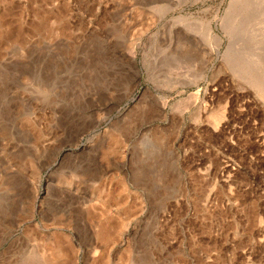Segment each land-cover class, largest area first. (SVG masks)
Returning a JSON list of instances; mask_svg holds the SVG:
<instances>
[{"label": "rangeland", "instance_id": "1", "mask_svg": "<svg viewBox=\"0 0 264 264\" xmlns=\"http://www.w3.org/2000/svg\"><path fill=\"white\" fill-rule=\"evenodd\" d=\"M256 1L0 0V264H264Z\"/></svg>", "mask_w": 264, "mask_h": 264}, {"label": "bare ground", "instance_id": "2", "mask_svg": "<svg viewBox=\"0 0 264 264\" xmlns=\"http://www.w3.org/2000/svg\"><path fill=\"white\" fill-rule=\"evenodd\" d=\"M239 1H240V0H239ZM257 1H258V0H257ZM257 1H256V2H257ZM256 2H254V3H256ZM262 2H263V1H262ZM238 3H239V2H238ZM258 3H259V2H257V5H258ZM233 4H234V3H233ZM230 5L232 6V4H230ZM244 5H245V4H244ZM252 5H253V4H252ZM253 6H254V5H253ZM263 7H264V6H263ZM257 9H259V8L257 7ZM257 9H256V11H257ZM252 10H253V8H252ZM230 12H231V11H230ZM249 12H250V11H249ZM252 12H253V11H252ZM252 12H251V13H252ZM254 12H255V9H254ZM259 12H260V11H259ZM255 13H256V12H255ZM260 13H261V12H260ZM225 14H226V13H225ZM257 14H258V12H257ZM249 15H250V14H249ZM251 15H255V14L252 13ZM255 16H257V15H255ZM246 18H247V17H246ZM248 18H249V17H248ZM257 18H258V17H257ZM261 18L263 19V16H262ZM255 19H256V18H255ZM259 19H260V18H259ZM259 19H258V20H259ZM251 21H252V20H251ZM244 22H246V21H244ZM258 22H259V21H258ZM260 22H261V21H260ZM260 22H259V23H260ZM263 22H264V21H263ZM223 25H224V24H223ZM262 25H263V23H262ZM250 26H251V29L254 30V29L252 28V25H251V24H250ZM253 27H254V26H253ZM262 27H263V26H262ZM258 29H259V28H258ZM209 30H210V29H209ZM209 30H207V31L209 32ZM249 30H250V29H249ZM252 30H251V31H252ZM255 30H257V29H255ZM261 30H262V29H261ZM210 31H211V30H210ZM226 31H227V30H226ZM239 31H240V30H239ZM248 32H249V31H248ZM260 34H261V33H260ZM204 35H205V34H204ZM224 35H225V34H224ZM248 35L251 36V35H253V34H248ZM258 35H259V33H258ZM258 35H256V38L258 37ZM205 36H206V35H205ZM209 36H210V35H209ZM234 36H235V35H234ZM250 36H249V38H250ZM232 37H233V34H232ZM252 37H253V36H252ZM252 37H251L250 41L252 40ZM263 37H264V36H263ZM209 38H210V37H209ZM245 38H246V37H245ZM247 38H248V36H247ZM254 38H255V34H254ZM254 38H253V39H254ZM256 38H255V40H256ZM202 39H203V38H202ZM215 39H216V47H215L214 49L212 48V51H213V52H216V53L218 54V52H219V48H220V44H221V40H220L218 37H216ZM203 40H204V39H203ZM255 40H254V41H255ZM257 40H258V39H257ZM202 42H203V41H202ZM248 42H249V41H248ZM248 42H247V43H248ZM262 42L264 43V39L261 40V43H262ZM254 43H255V42H254ZM250 44H251V43H250ZM259 44H260V43H259ZM259 44H257V46H258ZM253 46H254V45H253ZM257 46H256V47H257ZM259 46H260V45H259ZM259 46H258V47H259ZM230 48H231V47H230ZM230 48H229V49H230ZM252 48H253V47H252ZM254 48H255V46H254ZM260 48H261V47H260ZM203 50H204V49H203ZM263 50H264V48H263ZM212 51H211V52H212ZM260 51H261V50H260ZM260 51H258V52H260ZM260 53H261V52H260ZM203 54H204V53H203ZM255 54H256V52H255ZM263 54H264V53H263ZM257 57H259V56H257ZM208 58H209V57H208ZM258 61H259V60H258ZM256 62H257V61H256ZM263 62H264V61H263ZM258 64H259V63H258ZM251 66H252V65H251ZM252 67H254V66H252ZM256 67H259V66H256ZM263 67H264V65H263ZM261 68H262V67H261ZM248 69H249V68H248ZM245 71H247V70H245ZM243 72H244V71H243ZM243 72H242V73H243ZM245 74H246V73H245ZM247 77H248V76H247ZM255 77H256V76H255ZM256 79H257V78H256ZM253 80H254V79H253ZM246 81H247V80H246ZM251 81H252V80H251ZM250 83H251V82H250ZM253 84H254V83H253ZM255 84H256V83H255ZM263 84H264V83H263ZM259 85H260V84H259ZM259 85H257V86H259ZM260 87H261V85H260ZM260 87H259L258 89H260ZM260 91H261V90H260ZM260 94H261V93H260ZM262 95H263V94H262ZM262 97H263V96H262ZM261 99H262V98H261ZM263 101H264V99H263ZM263 104H264V102H263ZM107 231H108V230H107ZM110 232H111V231H110ZM101 234H102V233H101ZM106 234H107V233H106ZM106 234H105V235H106ZM109 234H111V233H109ZM60 236H61V235H60ZM63 237H64V236H63ZM112 237H113V236H112ZM61 238H62V237H60V239H61ZM106 238H107V240H108V239H110L111 237L108 238L107 235H106ZM62 239H64V238H62ZM65 239H66V237H65ZM65 239H64V240H65ZM58 240H59V239H58ZM103 240H104V239H103ZM66 241H67V239H66ZM66 243H67V242H66ZM66 245H67V244H66ZM63 246H64V245H63ZM63 246H62V243H61L60 241L58 242L57 240H56V242H55V244H54V246H53V247H54V248H53V252L55 253V255H54V259H52V260H55V261H56V264H57V263H58V264H67V262L69 261V260H68V257L65 255V252H63ZM70 246H71V245H70ZM70 246L67 245V248H68L69 250L72 249ZM50 249H52V248L50 247ZM72 251H73V250H72ZM50 252H51V251H50ZM69 252H70V251H69ZM50 257L52 258V255H50ZM70 262H71V261H70ZM53 263H54V262H53Z\"/></svg>", "mask_w": 264, "mask_h": 264}, {"label": "crops", "instance_id": "3", "mask_svg": "<svg viewBox=\"0 0 264 264\" xmlns=\"http://www.w3.org/2000/svg\"><path fill=\"white\" fill-rule=\"evenodd\" d=\"M173 158V155L170 153V156L168 158V160H171ZM177 165L175 162L169 164V167H167V164L162 166V165H157L154 166L153 168L149 169L150 172V176L153 177H165L166 180L165 182H167L169 178H177ZM107 171L106 174L109 173V170H105ZM164 182V183H165Z\"/></svg>", "mask_w": 264, "mask_h": 264}]
</instances>
